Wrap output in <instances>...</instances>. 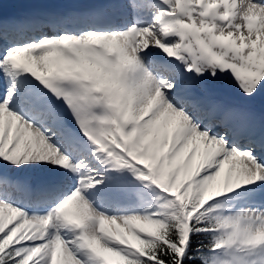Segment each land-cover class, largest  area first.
Segmentation results:
<instances>
[{
	"label": "snow or ice",
	"instance_id": "snow-or-ice-1",
	"mask_svg": "<svg viewBox=\"0 0 264 264\" xmlns=\"http://www.w3.org/2000/svg\"><path fill=\"white\" fill-rule=\"evenodd\" d=\"M0 264H264V0H0Z\"/></svg>",
	"mask_w": 264,
	"mask_h": 264
},
{
	"label": "bare ground",
	"instance_id": "bare-ground-1",
	"mask_svg": "<svg viewBox=\"0 0 264 264\" xmlns=\"http://www.w3.org/2000/svg\"><path fill=\"white\" fill-rule=\"evenodd\" d=\"M27 10H30L27 5L19 4V3H13V2H7L4 5L3 15L11 16L10 14L13 13L12 16H15L16 14L26 13Z\"/></svg>",
	"mask_w": 264,
	"mask_h": 264
}]
</instances>
